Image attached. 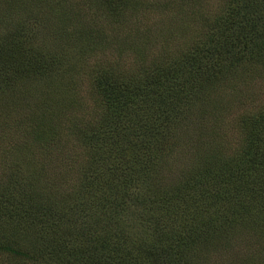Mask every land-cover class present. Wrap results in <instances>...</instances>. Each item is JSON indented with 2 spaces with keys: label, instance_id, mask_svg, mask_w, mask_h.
I'll use <instances>...</instances> for the list:
<instances>
[{
  "label": "trees",
  "instance_id": "obj_1",
  "mask_svg": "<svg viewBox=\"0 0 264 264\" xmlns=\"http://www.w3.org/2000/svg\"><path fill=\"white\" fill-rule=\"evenodd\" d=\"M99 1L114 18V29L124 26L128 36L131 27L123 25L121 13L130 0ZM238 4L191 45L165 58L146 55L150 40L137 39L132 51L139 55V70L131 77L97 64L93 83L105 116L79 136L80 142L94 140L97 147L92 150L96 157L88 155L89 165L73 171L75 178L67 185L75 202L40 201L35 181L25 183L29 194L13 201L7 214L17 218L19 203L23 216L18 223L40 231L39 246L29 253L7 243L0 252L33 264L258 263L260 250L254 248L264 241V112L254 117L241 150L206 159L200 172L162 185L149 166L170 154L168 133L207 113L215 84L246 61H264V27L255 9L247 4L243 11ZM30 34V28L18 24L0 39V94L21 82L71 70L63 64L73 49L45 53ZM94 34L88 29L71 44L82 46L88 58L103 55L108 46ZM238 242L243 246L233 259L212 262Z\"/></svg>",
  "mask_w": 264,
  "mask_h": 264
},
{
  "label": "rangeland",
  "instance_id": "obj_2",
  "mask_svg": "<svg viewBox=\"0 0 264 264\" xmlns=\"http://www.w3.org/2000/svg\"><path fill=\"white\" fill-rule=\"evenodd\" d=\"M236 2L243 11L247 4L255 9L264 27V0H130L121 13L123 25L131 27L129 38L124 26L114 29V18L99 0H0V39L15 25L24 24L34 34H30L34 46L43 52L64 54L66 46L73 49L63 64L71 69L66 74L60 76L62 70H57L60 74L18 82L19 87L0 94V246L10 243L29 253L39 246L40 231L28 222L18 223L22 206L17 204V218L7 214L13 201L29 194L25 183L35 181L36 193L43 196L37 193L40 201L55 197L64 204L75 202V192L69 193L67 185L75 178L73 171L89 165L88 155L96 157L92 150L97 147L96 141L86 144L79 136L105 116L93 83L97 64L131 77L139 70V55L132 51L137 39L150 40L146 55L165 58V53L183 49L203 36L207 26L229 15ZM91 28L108 48L105 54L88 58L81 53L82 46L71 43ZM212 89L207 113L193 118L185 129L168 133L170 154L149 164L162 185L200 172L206 159L228 158L247 144L254 117L264 112V61L244 62ZM76 183L79 186L81 180ZM263 243L260 239L254 248L260 250L254 264L264 262ZM242 246L238 242L212 262L233 259L232 253ZM0 264L33 263L0 252Z\"/></svg>",
  "mask_w": 264,
  "mask_h": 264
}]
</instances>
